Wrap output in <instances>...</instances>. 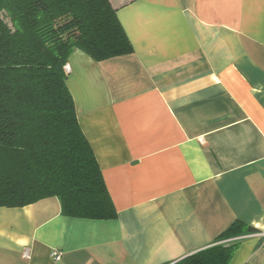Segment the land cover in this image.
Listing matches in <instances>:
<instances>
[{
    "label": "crops",
    "instance_id": "crops-1",
    "mask_svg": "<svg viewBox=\"0 0 264 264\" xmlns=\"http://www.w3.org/2000/svg\"><path fill=\"white\" fill-rule=\"evenodd\" d=\"M110 1L133 53L65 70L117 216L0 208V264H174L238 220L264 264V0Z\"/></svg>",
    "mask_w": 264,
    "mask_h": 264
},
{
    "label": "trees",
    "instance_id": "trees-1",
    "mask_svg": "<svg viewBox=\"0 0 264 264\" xmlns=\"http://www.w3.org/2000/svg\"><path fill=\"white\" fill-rule=\"evenodd\" d=\"M77 50L98 62L133 53L110 0H0V208L57 198L67 217L117 216L67 86ZM258 233L238 220L174 264H230Z\"/></svg>",
    "mask_w": 264,
    "mask_h": 264
},
{
    "label": "built area",
    "instance_id": "built-area-1",
    "mask_svg": "<svg viewBox=\"0 0 264 264\" xmlns=\"http://www.w3.org/2000/svg\"><path fill=\"white\" fill-rule=\"evenodd\" d=\"M52 258L55 260V261H60L61 259V253L55 251L52 253Z\"/></svg>",
    "mask_w": 264,
    "mask_h": 264
}]
</instances>
